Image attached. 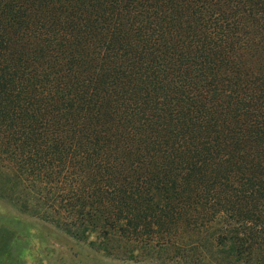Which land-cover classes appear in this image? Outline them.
<instances>
[{
    "label": "trees",
    "instance_id": "16d2710c",
    "mask_svg": "<svg viewBox=\"0 0 264 264\" xmlns=\"http://www.w3.org/2000/svg\"><path fill=\"white\" fill-rule=\"evenodd\" d=\"M0 194L110 257L264 264V0H0Z\"/></svg>",
    "mask_w": 264,
    "mask_h": 264
},
{
    "label": "rangeland",
    "instance_id": "374dc122",
    "mask_svg": "<svg viewBox=\"0 0 264 264\" xmlns=\"http://www.w3.org/2000/svg\"><path fill=\"white\" fill-rule=\"evenodd\" d=\"M0 264H171L126 261L95 250L0 194Z\"/></svg>",
    "mask_w": 264,
    "mask_h": 264
}]
</instances>
